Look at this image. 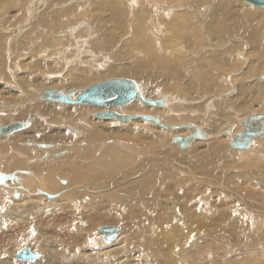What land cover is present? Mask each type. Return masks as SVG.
Instances as JSON below:
<instances>
[{"label":"bare ground","instance_id":"bare-ground-1","mask_svg":"<svg viewBox=\"0 0 264 264\" xmlns=\"http://www.w3.org/2000/svg\"><path fill=\"white\" fill-rule=\"evenodd\" d=\"M3 1L4 0H0V3H3ZM244 1L255 5L254 8L256 9L247 6V3ZM244 1L243 2L245 4L242 3V0H188L185 10L166 11L165 15L167 16H163L166 26L168 23V27L172 28L175 25V21L180 22L182 25L184 23L190 24L184 26L187 31L184 33H186L185 35L188 34V39L191 38L192 41L195 42L186 44L184 41L180 40V37H174V42L177 44L175 50L176 55H178L179 52H182L175 58L174 61L168 60L163 56L162 51L165 42L158 46L149 43L150 40L151 42L158 40L159 34L157 33V35L156 32H151V29H149L150 31L148 34L146 33L149 26L145 29L143 26L144 24H148V22L143 23V21H148V19L141 20L143 25L142 27L139 24L137 25V22L135 24L130 22L132 24L131 26H127L128 24H126L127 28L130 27L133 28V30L135 28L142 32V36L140 35V37L143 38L144 36L143 39L145 41L143 39L142 41H144V45H146L142 46V50L143 47H148L145 53L151 54L152 60H156L158 58V64L164 65L162 67L165 68L163 70L164 74L169 77L170 75L165 70H172L175 74L174 76H176L175 79L179 81H182V79L188 75L191 76L188 82L185 83L187 84V87L177 88L169 86L168 89L160 87L162 92H167H156L154 94L147 93V89H150V82H148V70H143L140 66L133 67L128 64L119 65L116 63L117 60L111 61V59H108V56L111 58L109 50L112 49V51H115L117 49V43L114 44V41L116 40L113 41L111 38H108L107 34L105 37L104 35L102 37L95 35L94 37L88 38L90 35L97 33L96 28L91 27V29L88 30L92 23L96 24L97 21L93 22L90 19H88V21L85 20L87 15H85V12L82 14L81 11L83 9L87 11L90 7H87V10L84 6L83 8L80 7V12L75 8L74 10L77 11L76 13L79 12L82 15H68L72 17H67L68 19L70 18L69 20L78 19L77 22L71 23L62 20L63 17L66 18L64 15L68 13L67 11L66 14L62 9L44 13V11H48L50 7L47 6L44 9L43 6L41 8L39 6L40 2L37 0L23 1L20 6V13L24 15V18L21 17L17 21L13 22L12 25H17V22L19 25L22 23L21 21L27 22V20H29V23H32V28L33 26L35 27L33 29H29V32L25 30L27 33L25 32L24 36H27L28 34L32 35V33H34V35H42L44 42L38 41L35 43V45H37L35 48H29V52H33L34 55H31L30 59L24 63L20 59L26 56L28 52L24 55L23 53H18V57H14V61L11 60L8 65H6V63L1 59L2 57L0 58V74L7 72V70L11 67L14 72L16 70L18 73H23L26 70L29 71L27 74L23 75L24 78H20V81H18L21 88V90L16 91L18 93L12 92L3 96V98H9L8 96L12 94H17L15 97L23 95V97L20 98L22 105L19 108V112L14 111V103H5V101L0 103V128L2 125H7L14 121L25 122L32 115H34L31 122L33 123L39 116V112L36 110H39L40 114H42L44 118H48L49 120L58 122L59 124L73 125L75 128L60 127L56 129H48L43 125L42 121H37L34 124L35 128L33 132L23 131L26 130L31 125L30 124L23 130H19L18 132L20 133L16 132L17 134L11 137L13 142H0V169L6 173H16V179H18V181H7V183L10 184V187L0 185V188H4L9 192L7 196L5 195V198L9 200L13 199V202L4 204L0 198V264H3L5 254L13 252V250L16 249V246L21 247L23 244L34 245L35 243V248L43 252V259L50 255V243L54 246L58 245L57 247L62 246L63 248L59 251L83 245L97 247V243L95 242L96 234L94 227L98 224L116 222L115 215L112 212L115 205L104 202L107 194H109V198L111 199L114 197L115 199L132 197L129 205L133 206V210L128 215L129 220L133 225H137L138 221L150 219L153 216V212L150 211V207L148 205H145L148 200L147 196L143 195V193L149 192L152 196L157 197L160 194V191H163L162 187H157L158 179H163L157 178V176H163V172L160 171H170L167 174L171 175V173H173V176L177 177L176 191H182L181 196L186 201L196 198L197 203L192 204L193 209H191L188 213L192 222L200 225L199 229L203 228L207 230V232L211 233L225 230V232H230V234H238V237H235L233 241H229V239L226 238V241H229V244H225V242L223 243L221 241L224 238L222 232L213 236L205 235L204 239L211 241L209 244L192 250V252L188 253L186 257L176 258L173 260L172 251L178 245L185 243L187 241L186 237H189V234L187 233V230H185L184 226H179L177 222L173 221L172 227L163 229L164 235H162L158 241L144 245V238L147 236L148 230L142 225H137V234L124 251L127 258L129 256L133 257L132 251L134 248L132 249V246L140 244L139 248H141L144 253H151L152 260H154L157 264H196L199 260H204L209 253H213L214 256L218 258L213 259L211 264H221L222 259L217 256L218 251L222 252V256H226L227 258V261L224 264H264V261H260L256 256L249 257L247 253H242V257H238V255L234 257L228 255V253L233 250V246L237 244L253 245L256 241L261 240L263 237H253L247 241L236 240L237 238H241V233L239 232V227L237 225H240L243 221L246 222V216L249 214H251V216L257 215L259 216V218L257 217L259 220L264 219V191H259L258 188H256L258 185L256 186L255 184H250L259 180L257 179L260 178L259 175H257L258 172L264 174V161L259 160L255 156L245 158L231 154L233 151H238V149H235L232 146V142L238 139L237 134L243 130L244 123L247 118L256 114L258 112L254 111L256 109H260V111L264 113V47L261 42L262 38H264V10L261 9L262 7L254 4L252 0ZM117 2L118 1H116V4L119 5ZM78 6L81 5L79 4ZM120 7L124 10L123 6H119V8ZM213 8L216 9L213 10ZM41 9L44 10L42 11ZM71 10L73 9H70V11ZM91 10H93V8ZM91 10L89 12H91ZM110 10L112 12V9ZM115 10L119 11L117 9ZM130 10L132 11V9ZM94 11L96 12L95 7ZM121 11L117 15L114 13L115 17L126 13V9L123 13ZM131 11H128V14L126 13L125 16H122V18L120 16L118 17L122 21L129 19V22L131 18L128 16ZM215 11H217V13ZM61 12L63 13L60 14ZM71 12L73 14L75 13L74 11ZM95 12L93 13L95 14ZM134 12L135 11L133 10V14ZM146 13L147 12L143 14ZM137 14H139L138 10ZM134 15L137 18L140 17L136 15V12ZM233 15H237L243 20L245 28L243 30L248 31L249 33L247 38L245 37L246 40L244 38L243 39L244 42L247 43L246 45L252 48L248 52V55L253 57V61L251 64H247L248 66H246V69L242 74L248 83H239L236 86L237 89L234 88V94H232L231 97H227L225 92L229 80L232 79L234 82H237L238 80L239 71L232 72L231 70L233 68L241 67L239 63V52H242L241 50H243L242 48H244V45L241 46L242 44L236 43L235 45L231 44L228 47V43L225 42L226 44L224 43L225 45L221 48L216 41L218 39L220 41L222 40V42L225 41H223V38L226 35L222 32L221 23H226L230 27L233 26L238 28V26H240L237 20L231 19ZM15 16L17 17V15ZM111 16L112 15H110L108 20H110ZM57 18H60V21ZM104 18L103 20H101L102 18L100 20L104 21L107 17L105 19ZM137 18L135 21H138ZM52 19L55 21L53 20L52 22ZM95 19L96 18L94 17V20ZM210 19L211 22H207V20ZM116 21L118 20L116 19ZM133 21L134 17L132 18V22ZM26 22L25 26L23 25L24 27H20L21 25H19L20 30L28 28L26 27L28 26ZM101 23L99 22L100 25ZM106 23L108 25L107 20ZM119 24L117 23L116 26L115 22L114 25L117 28ZM115 26H113V28ZM39 27H47L48 31L43 33L41 31H37V28ZM103 27L105 26L103 25ZM123 27L125 30V26H121L120 28L122 29H119L124 31ZM209 27L210 31L208 29ZM113 28L111 26L110 31H112ZM179 28L180 27L177 29L178 31ZM184 28L183 31H185ZM192 28L194 31H191ZM137 30L134 31L136 32ZM19 32L22 33L21 31ZM19 32L17 31V33L13 35H16L17 38ZM180 32H178V34ZM229 32L231 33V30H229ZM54 33H58L60 35L52 37ZM120 34L122 35L123 32L118 31L117 37L114 34V37L118 38V41L121 36ZM134 34H137V32ZM137 35H133L136 39L135 42L141 39L140 37H138L140 38L138 39ZM32 37L33 36L30 38ZM23 38L22 40H24ZM27 40V42H29L33 39L29 40L28 38ZM22 42L27 43L25 41ZM119 43V45H121V42ZM148 44L150 45L148 46ZM46 45L49 46L46 47ZM50 45L53 46L51 49ZM140 45L142 44L139 43L138 46ZM6 46L7 42L5 39L4 42L0 41V51H3L1 56H4ZM26 46L27 45L25 44L23 47ZM57 46H59L60 49L57 50ZM240 47L241 50H239ZM180 48L182 50H180ZM120 50L123 51L122 47ZM98 59H102L101 61H103V64L106 65V67L96 73H93L94 75L84 74L89 71L83 70V68H79L77 66H71L75 62L85 63L88 60L92 61L94 65H97ZM183 59H185L186 62H184ZM41 62H44L45 64L49 63V65L52 64L54 70L44 71L43 68L40 69V67L43 66ZM20 65H25L24 67L26 69L20 67ZM166 67H169L170 69H167ZM42 70L43 74H39ZM51 71L53 73L60 72V74L54 73V75H52ZM10 72L13 73L12 71ZM47 75H50L52 78H48ZM124 76L138 79L141 93L143 94V97L145 96V99L155 100L150 98L157 97V99H162L164 104L158 107H151L156 105L146 106L141 104L143 101L139 102V100H135L127 104V106L124 105L125 107L123 109L117 108L120 106H109V112H116L120 110L121 112L118 111L120 114L134 112L149 113L133 115L153 114L152 116L159 118L161 124H156L151 120H145L142 117H134L133 115L129 121H121L111 118L109 114H106V117H104L105 115L103 117H97L96 114L104 113L106 109L89 104L67 105L61 102L54 103L56 101L43 102L49 100L40 99L42 90L46 92L51 89H62L63 91L61 93L63 94L74 92L72 97L76 99L77 96L80 95L79 92L82 93V91L89 85L101 82L99 80H102L103 78H124ZM39 79L42 80L43 83H40L38 81ZM106 80L108 79L103 81ZM6 83L7 85H10L9 82ZM188 88H191L194 92L205 98L214 94L215 103L208 106L210 111L207 114L203 111L202 105H197L196 107L198 108L191 109L187 112L188 115H175L168 111V109H170L174 112H185V106H189L191 103L188 100L193 99V96L188 97L187 95ZM145 90H147V92H145ZM29 92L31 93V96ZM2 101L3 99L0 98V102ZM49 103L56 105L55 108L48 109ZM212 105L215 106V109L212 108ZM64 106H71V109H67ZM115 107L117 109H115ZM234 108L237 114H235ZM93 111H95L94 118L91 116ZM9 112L12 114L16 113V115L18 114L19 117L23 119H17L9 122V117H6ZM190 112H193L194 115L189 114ZM4 115L6 116L1 117ZM151 123L154 124L152 125ZM180 123L186 124L176 126ZM187 124H190L192 129ZM187 131H189L188 134ZM193 132H196L200 135V137L193 139L186 148H181L179 142L174 141L175 137L185 138ZM185 134H187L185 137L175 136ZM4 137V135H0V141L1 138ZM120 137L128 139L129 144L134 150H128L123 140H119L121 139ZM202 139L205 141H202L201 144H199L197 141ZM211 140V146L205 148L207 153H199L203 155V160L194 164L190 163L189 165L191 167L185 166L188 162L185 156L184 158H182L183 155L182 157L179 156L180 148L181 151H184L190 148L191 145L196 147L202 144L208 145ZM44 142H48L50 145L48 147L41 146ZM52 142L56 143L54 144L55 146H52ZM19 143H24L22 144L24 146H19ZM61 143L63 148L57 151V148L60 147L59 144ZM12 144L17 148H10L7 151H4ZM224 144H226L225 147ZM35 145L47 150L53 148L56 152L44 153V151L41 152L39 150H35ZM176 145L180 148H177ZM221 147H223L222 150H220ZM126 149L129 154L125 152ZM250 149L251 147L244 150ZM205 150H200L199 152H204ZM230 150H232V152H230ZM261 150L264 151V141ZM8 151L11 153H8ZM62 151L68 152L60 153ZM73 151L74 154H72ZM118 154L121 155L120 163L118 162V159L115 160V158L118 157ZM143 154L150 156L142 161H138L137 159ZM151 154H154V156H151ZM40 155L42 156L38 157ZM155 155H162L163 157ZM167 156L172 157L175 160L167 159ZM178 156L179 158H177ZM53 158H59L63 160L65 164H59L52 168L49 166L50 163L48 161ZM177 160H179V162H177ZM115 162L117 164H115ZM144 162L145 164L143 166ZM229 165L242 167H245L246 165L256 166L263 169V171H256L253 173L247 171L243 172L242 175H234L228 179L221 178L220 170ZM34 169L37 172L34 171ZM24 170L28 171V173H24ZM50 172L56 175L55 179L49 180ZM143 176H148L151 179H154L153 184L147 181L151 179L143 178ZM183 179L194 181V183L199 184L200 188L194 186L195 184L192 186L191 181H183ZM59 182L63 186L60 185ZM258 184L264 185V177ZM191 187L196 188L193 191L189 189ZM126 188H129L130 192L126 191ZM15 190H17L19 194L18 198H14ZM206 190H210L211 193L207 194ZM212 193H219V195L213 196ZM26 194L31 196H27ZM50 194L52 197H49ZM87 199H96L97 204L99 202L101 203L98 205L96 204L89 210H84V208H82L80 214H77L72 208V210L62 209L61 206L52 213L39 216L36 219L35 224H37L41 234H45L42 236L38 235V238H36L31 232L27 224L22 223L29 221L20 220L32 219L31 217L36 215V213L50 212L63 202L78 203L81 205V202ZM204 201L212 202V204L205 203ZM5 207L11 208L8 212H13L4 213V211H1V208ZM119 209L122 210L123 208L118 207V210ZM18 216H21L22 218H19ZM166 216L170 218L168 212L166 213ZM78 218H84L87 220L88 225L90 226L89 231L84 232V228L74 226V221ZM76 225L79 227L82 225L87 226L86 222L83 220H80ZM247 225L248 224H244L243 227H251ZM104 226L117 227V234L119 235L121 225H102L97 230V233L101 235L104 243L112 244L118 236L111 242H106L104 239L106 236L105 233H103L104 231L100 232L102 231L101 227ZM209 237L212 238L209 239ZM213 238L219 240H212ZM26 247L30 248L32 252L38 254L36 259L38 260L39 253L34 251L29 246ZM254 248L255 247H253V249ZM161 251H163V256L159 254ZM244 251H252V249H244ZM258 251L263 254V256L258 255L262 260H264V238L261 247L258 248ZM135 252L136 251H134V253ZM18 254L16 255L17 259ZM13 258H15V256H13ZM47 260L50 261L51 258H47Z\"/></svg>","mask_w":264,"mask_h":264},{"label":"rangeland","instance_id":"rangeland-1","mask_svg":"<svg viewBox=\"0 0 264 264\" xmlns=\"http://www.w3.org/2000/svg\"><path fill=\"white\" fill-rule=\"evenodd\" d=\"M8 1L9 0H4L3 3H0V41L4 42V39H5V41L7 42V46H6V49H5V54H4V56H1L3 51H0V58L2 57L1 59L6 63V65H8L11 62V60L14 61L13 58L14 57H18L17 56L18 53H23V55H24L26 52H28V54L26 56H24V57H22L20 59L21 61H23V63L26 62L27 60L30 59L31 55L32 56L34 55L33 52L32 53L29 52V48H32V49L35 48L37 46V45H35V43L38 42V41L39 42H41V41L44 42V39H43L42 35H41L42 38L38 34L34 35V33H32V35L28 34L27 36H24L25 35L24 33L26 32L25 30H27V32H29V29H33L35 27V26H33V28H32V23L30 24L29 20H27V22L26 21H21L22 23L23 22L24 23L23 24L22 23L19 24V25H21L20 27H24L25 26V22H26V24L28 25L26 27H28V28H26L24 30H20L19 29L20 27L18 25V22H17L18 26L17 25H12L13 22L17 21L21 17L24 18V15L22 13H20V6L22 5L24 0H20V1L19 0H10L9 3H8ZM37 1L40 2L41 4H43V5H41L39 3V6L41 8L43 6H44V9L47 6L50 7V9L48 11L47 10L44 11V13L45 12L48 13V12H51V11L62 9L63 12L66 14V11H67L68 12L66 14L67 16L63 14L66 18L63 17V19H62L65 22H71V23L77 22L78 19L77 20H74V19L69 20V19L72 18L71 17L72 15H74V16L75 15H82V14H84L83 12H85V15H87V17H85V20L88 21V19H90L93 22L97 21L98 24H99V22L100 23L102 22L103 24L101 23V25L100 24L98 25L97 23L96 24L92 23L93 26L91 25L90 28H88V30L91 29V27L96 28V32L97 33L90 35L88 38L94 37L95 35L96 36H101V37L104 35V37H105V35L107 34L108 38H111L113 41L114 40L117 41V42L114 41V44L117 43L116 44V48L117 49L115 51H112V49L109 50V54L111 55V58H109V56H108V59H111V61L117 60L116 63L119 64V65L128 64L129 66H133V67L134 66H140L143 70H146V71L148 70V73H149L148 82H150V89H147L148 92H147V90H145V92L150 93V94H154L156 92L157 93H166L167 91L162 92L160 87H163L165 89H168L169 86H173V87H177V88H179V87H187V84H185V83L188 82V80H189V78L191 76L188 75L187 77L182 79V81H179V80L175 79L176 76H174L175 74L173 73L172 70H168V71L165 70L170 75L169 77L166 74H164L163 70L165 68H162L164 65H159L158 64V58L156 60H152L151 59L152 55L149 54V53H145V51L148 49V47H143L144 51L142 50V46H146V45H144V43H145L144 42L145 40L143 39L144 36H143V38L140 37L142 32L140 30H137V29L134 28V30H137L136 32L139 35L138 36L137 34H134L136 32L133 30V28H130V27L127 28V26H131L132 24H135L137 22L136 24L137 25L139 24L142 27L143 25H142L141 20H144V19L147 20L148 19V21H143V23L144 22L145 23L148 22V24H144V26H143L145 29H147V26H149L148 29H147L148 31L146 33L148 34V32L150 31L149 29H151V32H156V34L157 33L159 34V36H158L159 39L158 40L152 41L153 43L150 40L149 43L154 44L155 46H158L161 43L165 42V45H164V48H163V51H162L163 56L166 59H168V60L174 61L175 58L178 57L179 54L182 53V52H179V54L176 55L175 50H176L177 44H175V42H174V37H176V36H177V38L180 37L181 38L180 40L184 41L186 44H188L190 42H193V43H195V42L192 41L191 38L188 39L187 38L188 34L185 35L186 33H184V32H187L185 30L186 27L184 28V26H187V25H190V24L184 23L186 25H184V24L182 25V24H180V22H176L175 21V25L171 28V27H168L169 26L168 23H167V26H166V24H165L166 22H164L163 16L164 17L167 16V15H165V12L169 11V10H185L188 0H92V1L91 0H62V1L61 0H37ZM112 1H114V2H112ZM116 1H118L117 3L119 5L116 4ZM121 1H123V2H121ZM243 1L244 0H242V3L245 2V3H247V6L253 8V9H256V8H254L255 5H253L251 3H248L246 1H244V2ZM15 2H16V4H15ZM44 2H45V4H44ZM84 3H86V4H84ZM3 4H4V6H7V7H4ZM18 4H19V6H18ZM77 4L78 5L80 4L81 6H78ZM75 5H77V6H75ZM73 6H74V8H73ZM83 6H84V8H86V10H87V7H90L89 8L90 10L93 8V10H91V12H89L90 10L88 9L87 10L88 12H87V11H85V9H83V10L81 9L82 10L81 11L82 14H80L79 13L80 12L79 9H80V7L83 8ZM93 6L96 8V12L98 14L94 11V7ZM119 6H123L124 10L121 7L119 8ZM69 8L73 9L71 11H74L75 13L77 11H79V12L76 13V14L75 13L73 14L70 11ZM75 8L77 9V11L74 10ZM44 9H41V10L43 11ZM64 9H65V11H64ZM110 9H112V12H111ZM115 9H117L119 11H116ZM125 9H126V13L128 11H131L130 9H132L131 13H129L131 16L130 15L128 16V17L131 18V20L129 22H128L129 19H125L126 21H122L118 17V16H120L122 18V16H125L126 13L118 15L117 17H115V14L116 15L119 14V12L121 10H123V11H121L123 13L125 11ZM215 9L216 8H213V10H215ZM261 9L264 10V6H262ZM133 10L136 12V15L140 16V17L137 18L134 15L135 12L133 14ZM137 10L139 11L140 15L137 14ZM115 11H116V13H115ZM63 12H61L60 14H62ZM93 12H95V14ZM145 12H147V13L143 14ZM215 12L217 13V11H215ZM15 15H17V17ZM68 15H71V16H68ZM93 15L96 18L95 20H94ZM110 15H112V16L114 15V16L113 17L111 16L110 20H108ZM132 16L134 17V21L133 22H132V18H133ZM67 17H70V18L68 19ZM104 17L105 18L107 17V18L105 19ZM135 17L137 18L138 21H139V18H140L139 23H138V21H135V19H136ZM103 18L105 19L104 20L105 24H104V21H101V20H103ZM114 18H116L120 22L116 21V19H114ZM231 19L232 20H237L239 22L240 26H238V28L237 27H233V26L230 27L226 23H221L222 32L227 36V37L225 36L227 39L224 37L223 38V41L225 40L224 42H222V40L220 41L218 39L216 41V43L221 48H223V46L226 43H228V45H227L228 47L231 44L235 45L237 43V44H242L241 46L244 45L243 46L244 48H242L243 50H241V47L239 48V50L242 51V52H239V54H240L239 63L241 65V67L233 68L231 70L232 72L233 71H239V76H238L237 82H234L232 79L229 80V82L227 84L226 92H225L227 97H231L232 94H234V88L237 89L236 86L239 83L247 82L245 80V77L242 76V74H243L244 70L246 69V66L251 64L252 61H253V57L248 55V52L252 48L249 47L248 45H246L247 43L244 42L245 37L247 38L249 33H248V31L243 30V29H245L243 20L240 17H238L237 15H233L231 17ZM53 20L54 19H52V22H53ZM58 20L60 21V18ZM106 20L108 22V25L106 23ZM111 20L112 21L114 20L116 22V26H117V23L118 24L120 23L118 25V27H117L118 29L114 25L115 22L114 21L112 22ZM192 20H193V17H192ZM207 22H211V19L207 20ZM19 23H20V21H19ZM110 23L113 24V25H111ZM126 24H128V25L126 26ZM103 25L105 27H103ZM110 25L112 26V28H113V26H115L112 29L113 34H112V31H110L111 30L110 29L111 28ZM119 26L120 27L121 26H125V30H124V27H123V30L125 31V34H124V31L120 30L122 28H120ZM108 27H109V30H108ZM178 27H180L179 31L177 30ZM115 28H116V30H115ZM183 28H184L185 31H183ZM37 29H38L37 31H41L42 33L45 32V31L46 32L48 31L47 27H42V28L39 27ZM208 29L210 31V27ZM229 30H231V33L229 32ZM17 31L18 32L21 31L22 33L19 32V35H17V38H16V35H13V34L17 33ZM118 31L119 32H123V34H124V36H123V34L122 35L120 34L121 36L119 37V41L117 40L118 38H116ZM138 31H139V33H138ZM191 31H194L193 28H192ZM178 32H180V33L178 34ZM109 33H111V34H109ZM114 34H115L116 37H114ZM30 35L33 36V37L30 38L31 37ZM59 35L60 34H58V33H54V35L52 37L59 36ZM133 35H135V36L137 35V38L140 37L141 39L138 38L140 40L139 41L137 40L138 42L136 41L137 42L136 43L135 42L136 39L133 37ZM20 36H22V37H20ZM36 36H37V38H36ZM118 36H119V34H118ZM238 36L240 38L242 37L241 39L243 41ZM22 38L24 40H22ZM28 38H29V40H31V39H33V40L27 42ZM114 38H116V39H114ZM120 39H121V41H120ZM142 39L144 41H142ZM263 39L264 38H262L261 42H262V45L264 47ZM22 41H25L27 43H23ZM119 42H121V45H119L120 44ZM139 43H141L142 45L138 46ZM25 44L27 46L23 47ZM149 45L150 44H148V46ZM48 46L49 45H46V47H48ZM52 47L53 46L50 45V49ZM121 47H122L123 51L120 50ZM56 49L58 50V49H60V47L57 46ZM139 50H141V51H139ZM180 50H182V49L180 48ZM206 59H207V57H206ZM101 60L102 59H98L97 65H94L92 61L88 60L85 63L75 62L71 66L72 67L77 66L79 68H83V70L89 71V72H85L84 74L94 75L93 73H96L99 70L104 69L106 67V65H104L103 61H101ZM183 60H184V62H186L185 59H183ZM155 62H157V63H155ZM41 64L43 66H41L40 69L43 68L44 71H46V70L50 71V70L53 69V65L52 64L49 65V63L45 64L44 62H41ZM24 66L25 65H20V67H22V68H25ZM166 68L170 69L169 67H166ZM43 70L40 71L39 74H43ZM10 71H12L14 74L11 73ZM49 71H48V73H49ZM28 72H29L28 70H26L23 73H18V72H16V70L14 72V70H12V67H11L9 70H7V72H3L2 74H0V98L3 99V101L0 102V103H3L4 101H5V103H14L15 107H13V108H14L15 112H19V108L22 105V101H21L20 98L23 97V95L15 97L17 94H12V95L8 96L9 98H3V96H6L7 93H12V92H16V91L21 90L18 81H20V78H24L23 75L27 74ZM54 73L55 74H60V72H54ZM54 73L51 71L52 75H54ZM62 74H64V73H62ZM146 75H147V72H146ZM47 77L48 78H52L50 75H47ZM111 78H115V77H111ZM124 78L133 79V80H136L138 82L137 78H132V77H128V76H124ZM105 79H109V78H103L102 80H99V81H103ZM38 81L40 83H43V81L40 80V79ZM6 82H9L10 85H7ZM41 88H43V87H41ZM187 92H188L187 93L188 97L193 96V99L192 100H188L191 103H190L189 106H185V109H184L185 112L184 111L174 112V111L168 109V111L170 113H173L175 115H188L187 112H189L191 109H196V108H198V107H196L197 105H202L203 106V111L207 114L210 111L208 106L211 105L212 103L213 104L215 103L214 94H211L208 98H205V97H201V95H199L198 93L194 92L191 88H188ZM16 93H18V92H16ZM29 94L31 96L30 92H29ZM235 94H236V92H235ZM179 96H180V94H179ZM150 99H157V97H153V98H150ZM43 102H52V101H43ZM139 102H141V101H139ZM54 103H58V102H54ZM141 104H144L146 106H151V105H147V104H145L143 102H141ZM67 105H71V104H67ZM82 105H84V104H82ZM55 106L56 105H54L53 103H49L48 109H54ZM64 107H66L67 109H71V106H64ZM124 107L125 106H120V107H117V108L123 109ZM151 107H158V106H151ZM117 108L115 107V109H117ZM212 108L215 109V106L212 105ZM234 110H235V108H234ZM36 111L39 112V116L36 118V120L33 123H31V125L26 130H23V131L33 132L34 128H35L34 124L37 121H42L43 125L45 127H47L48 129H54V128L56 129V128H60V127L75 128V127H73V125L71 126V125H68V124H59L58 122H54V121L49 120L48 118H44V116L42 114H40L39 110H36ZM114 111H116V110H114ZM118 111H120V110H118ZM118 111H116V112H118ZM254 111H258V112L262 113L260 111V109H256ZM94 113H95V111H93V113L91 114V116L93 118H94V115H95ZM35 114H37V113H35ZM121 114L133 115V114H149V113H138V112L135 113L134 112V113H121ZM189 114L194 115L193 112H190ZM235 114H237L236 110H235ZM150 115H153V114H150ZM5 116L6 115L1 116V117H5ZM6 117H9V120H10L9 122L17 120V119H23V118H20L18 114L17 115H16V113L12 114L11 112H9ZM123 123H129V122H123ZM3 124H6V123H3ZM181 124H186V123H180V124H177L176 126L181 125ZM160 128H162V127H160ZM186 130H188V129H186ZM70 131H72V130H70ZM17 133H20V132H17ZM17 133H14L13 135L5 136L4 138H1L0 142H2V143H4V142H9V143L13 142V139H11V137L14 136ZM188 133H189V131H187V134ZM187 134H185V135H175V136L185 137ZM175 136H173V137H175ZM172 139H171V141H172ZM119 140H123V142L126 144L128 150H130V151L134 150L132 148V146L129 144V140L128 139L121 138ZM28 141H30V140H28ZM202 141H205V140L202 139V140H198L197 142H199V144H201ZM263 141H264V137L261 138V139L253 140V142H252V144L250 146L251 147L250 150L242 149V150L233 151V152H232V150H230V152H232L231 154H234V155H237V156H240V157H245V158L251 157V156H255L259 160L264 161V151L261 150L262 147H263ZM44 143H48V142H44ZM57 143H59V142H57ZM22 144H24V143H19L18 145L20 146ZM51 144H52V146H55L54 144H56V143L52 142ZM211 144H212V140H211L210 143H208V145H203L202 144V145H199L198 147L191 145L190 148H188V149H186L184 151H181V148L178 147L177 145L176 146H177V148H180V150L178 149L179 153H180L179 156L182 157V155H183L182 158H184V156H185L186 159H187L188 164H185V166L191 167L189 165L190 163L194 164V163L201 162L203 160V155L199 154V153H205L206 152L205 148H208L209 146H211ZM59 145H60V147L57 148V151H59V150H61L63 148L62 143L59 144ZM22 146H24V145H22ZM225 146H226V144H224V147ZM10 148H17V147L12 144V145H9L7 147V149L4 150V151H7ZM34 149L35 150H39L41 152L44 151V153H48V152H53L54 153V152H56V150L53 149V148L47 150V149L40 148L37 145L34 146ZM127 149L125 150V152L127 154H129ZM222 149H223V147L220 148V150H222ZM200 150H205V151L204 152H199ZM8 153H11V152L8 151ZM72 154H74V151L72 152ZM42 155H40L38 157H41ZM120 156L121 155L118 154V157L115 158V160L118 159L119 163H120ZM143 156H145V157H143ZM148 156H150V155L143 154L137 160L138 161H142L145 158H147ZM151 156H154V154H151ZM155 156L163 157L162 155H155ZM179 156L177 158H179ZM209 156H210V153H209ZM103 159H105V158H103ZM167 159L175 160L172 157H168ZM48 162L50 163L49 166H51L52 168L55 167L56 165H59V164H65V162L63 160L59 159V158H53L52 160H49ZM48 162H46V163H48ZM116 162H115V164H117ZM145 162L143 163V166H144ZM177 162H179V160H177ZM28 163H29V161H28ZM134 164H135V162H134ZM95 170H97V169H95ZM34 171H36V170L34 169ZM247 171H249L250 173H253V172H256V171L257 172L258 171H263V169H260V168H258L256 166H248V165H246L245 167L237 166V165H229V166L225 167L224 169H221L220 170V174H221V178L228 179V178H230V177H232L234 175H238V174L242 175L243 172H247ZM94 172H96V171H94ZM160 172H163V176L162 177L157 176V178H163V179H161V180L158 179L157 187H162L163 191L162 192L160 191V194L157 197L152 196L149 192L143 193V195L147 196V200H148V202L145 205H148L150 207V211L153 212V216L150 219H145V220H141V221L137 222V225H142L148 230L147 236L144 238V242H145L144 245H146L147 243H153L155 241H158L161 238V236L164 235L163 234V229L172 227L173 226V223H172L173 221L177 222L179 226H184L185 230H187V233L189 234V237H186L187 241L185 243H182V244L178 245L172 251V259L173 260L176 259V258L186 257L188 255V253L192 252V250L198 249L201 246L209 244L211 241H208L207 239H204L205 235L206 236H213V235H215L217 233H221L222 232L224 238L221 241L223 243L225 242V244H229L228 242L230 240L233 241L235 237H238L237 236L238 234H235V233L230 234V232H225V230L211 233V232H207V230H205L203 228L199 229L200 225H198L197 223H193L192 220L189 218V213H188V212H190L191 209H193V205L192 204L197 203L196 202V198L191 199L189 201H186L181 196V192L182 191L181 192L176 191V180H177V177L173 176V173H171V175L167 174L170 171H160ZM257 175H259V177H260V178H257L259 180L256 181L255 183H250V184H255L256 186L258 185L256 188H258L259 191H264V185H259L258 184L259 181L261 179H263L264 174H261L260 172H258ZM145 176H143V178L151 179L150 177H148V176L145 177ZM55 178H56V175L50 172L49 180L50 179L53 180ZM67 179H69V178H67ZM153 180L154 179L147 180V181H149V182H151L153 184ZM184 180L189 181V182L191 181L192 186L195 184L194 186H197V187L200 188L199 184L194 183V181L189 180V179H183V181ZM87 181H90V180H87ZM60 185H62V184L60 183ZM195 188L196 187H191L189 189L194 191ZM125 190L130 192L129 188H126ZM206 191H207V194L211 193L210 190H206ZM8 193L9 192L6 189L0 188V198L4 202V204H9V203L13 202L12 201L13 199L9 200V199L5 198V195L7 196ZM26 195L27 196H31L29 194H26ZM212 195L213 196H218L219 193H212ZM131 200H132V197L119 198V199H117V198L115 199V197H114V198L111 199V198H109V194L106 195V198H105L104 202H107L109 204L111 203V204L115 205L114 208L112 209V212L115 215L116 222L109 223V224H98V225H96L94 227L95 234H96L95 242L97 243V247H90V245H83V246H75V247H73L71 249L70 248H66V249H64V251H59L60 249L63 248L62 246L57 247L58 245L54 246V245H52L50 243V246H49L50 255L47 258L48 259L51 258V260L48 261L47 258H44V259L42 258V257H44L43 252H41V250L35 248V243H34V245H32V244L24 245L23 244L21 247L16 246L17 250L14 249L16 251L13 250V252L5 254L4 255V259L5 260L3 261V264H118V263H120V264H157L154 260H152V254L151 253H144L143 250L141 248H139L140 244L132 246V249L133 248L135 249V250L133 249V251H132L133 257L129 256L127 258L125 256V254H124L125 249L129 246V244L131 243V240L135 238V236L137 234V231H138L137 225H133L130 222V220H129V215L128 214L131 213L132 210H133V206L129 205V202ZM185 202H188V203H185ZM204 202L212 204V202H206V201H204ZM100 203L101 202H99L98 204H100ZM115 203L120 204V205H117ZM96 204H97V200L96 199H91V200L87 199L85 201H82L81 205H84V206H81L78 203L63 202V203H60V205L57 208H55L54 210H52L50 212H47V213H36V215L31 217L32 219H28V220L20 219V220L21 221H29V222H22V223L27 224L29 226V229L31 230V232L35 235L36 238H38L39 236H42L43 234H45V233L41 234L40 230L37 227V224H35L36 219L39 216H41L43 214L52 213V212L56 211L61 206H62L61 207L62 209H69V210L73 209L77 214H80V211H81L82 208H84V210H89L91 207L95 206ZM118 207L123 208V209L122 210L121 209L118 210ZM10 209L11 208L5 207V208H1V211H4V213L13 212V211L8 212V211H10ZM125 210H126V215H125ZM167 212L169 213L170 218L166 216ZM18 217L22 218L21 216H18ZM257 217L259 218V216H257V215H252L251 216V214H249L248 216L245 217L246 222L243 221L240 225H237L239 227V232L241 233V238H237L236 240L247 241V240H250L253 237H261V236H263L262 239L256 241V243L253 244V245L237 244V245L232 247L233 250L230 251V253H228V255L233 256V257L238 255V257H242V253H247V255L249 257L256 256L260 261H264L260 257V256H263V254L260 253V251H258V248L261 247L262 242H263V238H264V219H260L259 220ZM80 220L85 221L87 226L82 225V226L79 227L78 225H76ZM111 224L112 225H118V226L121 225L120 226V232H119V235H118L117 239L112 244H106V243H104V240L102 239L101 235L97 233V230L102 225H111ZM244 224H248L247 226H251V227L244 228L243 227ZM74 226L78 227V228H84L83 229L84 232H87L90 229V226L88 225L87 220L84 219V218L76 219L74 221ZM184 227H183V229H184ZM240 233H239V236H240ZM186 238H185V240H186ZM200 238H202V239H200ZM210 238H212V237H209V239ZM226 238L229 239L228 242L226 241ZM212 240H219V239L213 238ZM26 246L31 247L34 251L39 253V259L38 260H36L35 262H25V261L18 260L16 258V255L19 253V251L22 248L26 247ZM253 247H255V248L253 249ZM244 249H247V250L252 249V251H244ZM134 251H136V252L134 253ZM162 252L163 251H161V253L159 252V254L162 255ZM222 255H223V253L218 251L217 256L222 259L221 264H224L227 261V258H226V256H222ZM13 256H15V258H13ZM213 259H218V258H216L213 253H209L208 256L204 260H199L196 264H211ZM255 264H257V263H255Z\"/></svg>","mask_w":264,"mask_h":264},{"label":"water","instance_id":"water-1","mask_svg":"<svg viewBox=\"0 0 264 264\" xmlns=\"http://www.w3.org/2000/svg\"><path fill=\"white\" fill-rule=\"evenodd\" d=\"M254 4L257 6H264V0H252ZM264 78V75H263ZM62 89H51L46 92L44 90L41 91L40 99L41 100H49L61 102L64 104H89L96 107L105 108L104 113L96 114L97 117H106V114H109L111 118L118 119L121 121H129L132 115H123L118 112H109V106H124L135 100L143 101L149 105L161 106L164 104L162 99L155 100H147L143 97L141 93L139 84L137 81L129 78H110L106 81H101L89 85L77 96L76 99L72 97L74 92L69 93H61ZM134 117H142L145 120H151L156 124H161L158 117L152 115H133ZM34 115L30 116L25 122L23 121H14L7 125H2L0 128V135L9 136L12 135L19 130H23L28 125L31 124ZM189 127L192 129L190 124ZM186 126V125H184ZM196 137H200L196 132L191 133L189 136L185 138L175 137L174 141H178L181 148H186L189 146L191 141ZM264 137V113H256L247 118L244 123L243 130L238 132L237 140L232 142V146L235 149H247L252 144L254 139H260ZM49 143L41 144V146L48 147ZM68 151H62L60 153H66ZM24 173H28V171L24 170ZM16 180V173H6L0 169V185H4L6 187H10V184L7 181ZM45 192V191H41ZM19 194L17 190H15L14 198H18ZM49 197H52L50 194ZM102 231L105 233V241L111 242L116 239L118 236L117 227L114 226H104L101 227ZM38 257L37 253L31 251L30 248L26 247L21 250L18 254L19 260L24 261H35Z\"/></svg>","mask_w":264,"mask_h":264}]
</instances>
